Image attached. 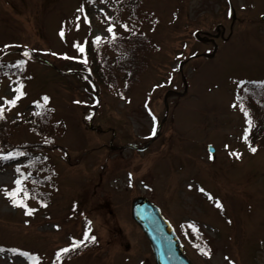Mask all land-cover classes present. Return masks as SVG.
<instances>
[{"label":"rangeland","instance_id":"1","mask_svg":"<svg viewBox=\"0 0 264 264\" xmlns=\"http://www.w3.org/2000/svg\"><path fill=\"white\" fill-rule=\"evenodd\" d=\"M115 4L93 0L88 15L84 0H0V109L17 122L45 103L50 137L66 150H24L0 169V264H155L131 216L139 197L161 210L194 264H264V151L250 152L236 102L243 82H264V0H143L135 26L154 45L149 68L130 95L99 87L97 104L81 75L85 43L130 33L110 24ZM21 63L18 82L10 72ZM21 84L23 96L6 104ZM20 140L45 141L23 129L11 141ZM32 153L47 159L36 170L25 163ZM18 179L24 189L47 180L49 202L22 193L34 211L14 207L6 190ZM85 233L94 247L62 262Z\"/></svg>","mask_w":264,"mask_h":264},{"label":"trees","instance_id":"2","mask_svg":"<svg viewBox=\"0 0 264 264\" xmlns=\"http://www.w3.org/2000/svg\"><path fill=\"white\" fill-rule=\"evenodd\" d=\"M141 2L143 0H115L114 11L116 16L109 22L118 25L122 30L126 29L125 25H128L130 33L120 32L112 40L103 39L99 42H95L91 34L86 38V68L82 66L86 71L81 75L86 77V85L89 90L94 91L97 95V104L100 101L98 97L99 87L106 92H113L115 96L130 95L149 68V56L154 49V45L148 35L140 32L139 27L135 26ZM84 5L89 15L91 8L89 0H84ZM22 52L24 53L26 50L23 49ZM26 53H28V58H37L33 57L31 51ZM23 61L21 60V62ZM25 70V63H21L18 67L12 69L10 74H14L15 77L18 76L16 77L17 81L22 82ZM236 102L239 110L241 111V108L246 110L252 120V126L246 134L247 142L244 139L245 143L256 148V152L264 151V82H243L236 93ZM4 111L2 118H0V150L6 151L8 155L11 154V158L0 160V169L21 160L20 153L24 150L33 151V153L44 150H60L63 154H66V150L58 146L50 137L56 125L52 122V110L45 103L35 106L33 116L17 122L10 120ZM22 129L27 136L43 138L45 141L43 143L23 140H20L19 143L12 142L11 140ZM33 153L28 156L29 159L25 163H32L34 165L32 170H36L39 159H36ZM46 160L43 158L39 161L44 162ZM44 171L51 172L50 169ZM33 183V188L26 189V195L42 205L47 204L51 195L44 194L41 189L48 184V181L35 179ZM183 237L192 242L193 248L200 255L203 253L201 249L204 248V243L199 244L196 242L199 237L194 239L192 231H184ZM88 241L85 245L83 243L82 247L77 246L63 253L62 262L80 255L88 248L94 247L95 243L90 238ZM203 250L210 251L208 247Z\"/></svg>","mask_w":264,"mask_h":264},{"label":"water","instance_id":"3","mask_svg":"<svg viewBox=\"0 0 264 264\" xmlns=\"http://www.w3.org/2000/svg\"><path fill=\"white\" fill-rule=\"evenodd\" d=\"M209 151L215 153L211 147ZM131 216L149 241L155 264H193L185 255L174 228L152 202L137 198L132 203Z\"/></svg>","mask_w":264,"mask_h":264},{"label":"snow or ice","instance_id":"4","mask_svg":"<svg viewBox=\"0 0 264 264\" xmlns=\"http://www.w3.org/2000/svg\"><path fill=\"white\" fill-rule=\"evenodd\" d=\"M92 2H93V0H89V3H92ZM77 20H79V17L77 18ZM85 22H88V21H87V17H85ZM78 27H79V25L77 24V28H78ZM125 27H126V26H125ZM107 31H108L109 33H112V32H113V28L110 26V27H108ZM60 36H61V38L64 37V32H63V30H61V32H60ZM114 38H115V37H114ZM95 39H96V42H99L101 38H100L99 36H97ZM76 47L78 48V50H79L81 53H83V52L85 51V49H84L83 46L76 45ZM24 55L27 56L28 53H24ZM66 58H67V57H66ZM83 62L86 63V61H83ZM22 87H23V86L21 85V87L15 89V92L17 93L15 99H6L4 102H5L6 104H8V105L15 106V104L17 103V101H18V100L23 96V94H24V93L22 92ZM44 99H45V101H47L48 98L45 97ZM233 107H235V105H233ZM241 111L244 113V116H245L246 122H247V124H248V126H249L247 129H245V132L247 133V132L250 130L251 126H252V120L250 119V117H249V113H248L246 110H244L243 108H241ZM2 113H3V109H0V118H2ZM244 139H245V141L247 142V136H246V135H245ZM249 149H250V151L253 152V153H255V152L257 151L256 148L251 147L250 145H249ZM230 154H231V153H230ZM235 155L237 156V158H239V154H235ZM10 158H11V154H9L8 156H2V155H0V160H3V159H10ZM17 172H19V169H17ZM15 183H16V185H17L16 190H14V191H7V190H6V195H7V197L9 198V200L11 201V203H12V205H13L14 207H21V208H24V209H25V214H26V215H30V214L34 211V209H30V208H28L27 204L25 203V200L20 198L22 193L25 194V198H26V189H24V187H23V183H22L21 180L18 179V180L15 181ZM201 191H203V189H201ZM209 199H212V197H209ZM216 207H217V208H221L222 205L217 201V202H216ZM89 223H90V222H89ZM89 238L94 239V237H89L88 234L85 233V239H89ZM78 243H81V242L73 241V242H72V248L77 247V246H78ZM0 251H2V249H0ZM12 251H15V250H12ZM68 251H70L69 248H64V249H62V252H68ZM201 251L203 252V254L207 255V252H204L203 249H201ZM22 255H25V256H26L27 253H23ZM58 255H60V254L58 253ZM33 259H35V258H33Z\"/></svg>","mask_w":264,"mask_h":264}]
</instances>
